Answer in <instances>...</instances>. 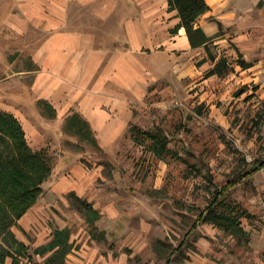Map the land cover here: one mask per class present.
<instances>
[{"label":"rangeland","instance_id":"rangeland-1","mask_svg":"<svg viewBox=\"0 0 264 264\" xmlns=\"http://www.w3.org/2000/svg\"><path fill=\"white\" fill-rule=\"evenodd\" d=\"M96 1L0 0V110L54 163L43 194L12 228L24 247L11 248L16 260L3 264H46L52 253L36 249L60 229L70 231L65 264H264V169L213 215L205 210L217 190L264 159V0H243L239 24H222L209 45L231 63L223 76L195 75L202 61H185L181 70L193 78L183 79L158 58L157 75L132 90L96 87L78 71L55 81L45 44L89 35ZM239 59L255 66L243 69ZM74 114L89 121L94 142L69 128ZM136 128L167 136L171 153L155 154L152 140L135 139ZM75 196L101 218L88 222Z\"/></svg>","mask_w":264,"mask_h":264},{"label":"crops","instance_id":"crops-1","mask_svg":"<svg viewBox=\"0 0 264 264\" xmlns=\"http://www.w3.org/2000/svg\"><path fill=\"white\" fill-rule=\"evenodd\" d=\"M206 1L212 10L200 17L197 25L210 38L219 31V23L239 24V18L244 16L243 0ZM132 5L136 11L131 10ZM94 12L97 22L89 24V35L83 40L66 39L45 44L43 49L54 59L53 66L48 65L46 69L55 81L70 82L78 71L86 72L88 78L95 79L96 87L110 81L132 90L142 85L144 77L151 79L157 75L158 58H167L169 68L175 65L183 73V79L188 80L193 76L189 70H181L185 61L194 65L206 60L195 70L191 66V73L195 75L207 74L215 67L216 62L209 64L204 46L192 47L186 28L179 27V12L171 8L170 0H97ZM211 16L216 19L208 20ZM158 27L163 29L162 34L158 32ZM224 42L220 40L216 43L223 45ZM122 43H127L126 47L118 49Z\"/></svg>","mask_w":264,"mask_h":264},{"label":"trees","instance_id":"trees-1","mask_svg":"<svg viewBox=\"0 0 264 264\" xmlns=\"http://www.w3.org/2000/svg\"><path fill=\"white\" fill-rule=\"evenodd\" d=\"M170 6L173 10H178L181 19L179 27H185L193 48L204 46L208 52L209 59L215 63L213 70L206 74V78L213 75L223 76L231 70V63L228 57L217 56L211 51L209 45L221 36L215 35L208 37L203 28L197 25L200 17L211 12V8L206 0H170ZM220 29L222 24L219 23ZM206 62L203 60L202 63ZM201 63V64H202ZM238 65L243 69H250L255 65L243 59H239ZM244 90H242L243 94ZM69 128L76 129L79 134L86 133V137L94 142L92 128L88 121H85L79 114H74L70 119ZM135 139L140 137L149 138L154 142L155 154L164 156L171 153L168 149L169 139L161 132L145 131L141 132L134 129ZM8 138V139H7ZM252 168L245 170L244 173L236 176L234 179L217 190L214 199L205 208L208 215H213L219 204L226 200L231 191L244 183L247 179L253 177L259 171L264 169V159L252 162ZM54 163L46 151L39 153L33 152L27 143L26 132L19 119L11 113L0 110V263L3 264L7 256L14 258L11 248L15 245L24 244L17 241L12 230L24 215L36 204L38 198L43 194V184L52 176ZM75 200L86 214L88 222L94 224L101 218V214L93 208V205L86 200L75 196ZM206 217L200 218V221ZM229 225L233 221L226 220ZM194 228L197 224H194ZM97 238L104 239L105 232L95 234ZM70 231L60 229L57 231L46 246L36 249V253L45 255L51 252V256L46 264H65L66 256L70 253L72 245L69 243ZM21 255V250L17 251ZM15 259V258H14ZM16 260V259H15ZM170 262V260L168 261Z\"/></svg>","mask_w":264,"mask_h":264}]
</instances>
